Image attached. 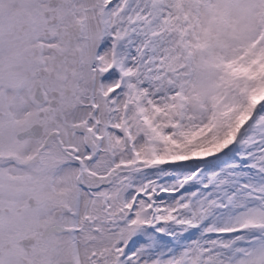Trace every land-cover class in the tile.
I'll use <instances>...</instances> for the list:
<instances>
[{"label": "snow or ice", "instance_id": "snow-or-ice-1", "mask_svg": "<svg viewBox=\"0 0 264 264\" xmlns=\"http://www.w3.org/2000/svg\"><path fill=\"white\" fill-rule=\"evenodd\" d=\"M0 264H264V0H0Z\"/></svg>", "mask_w": 264, "mask_h": 264}]
</instances>
